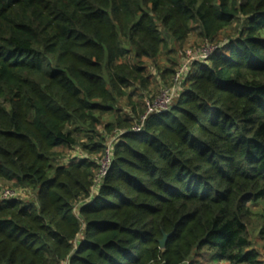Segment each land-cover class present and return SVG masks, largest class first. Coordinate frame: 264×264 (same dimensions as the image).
Instances as JSON below:
<instances>
[{
    "label": "trees",
    "instance_id": "obj_1",
    "mask_svg": "<svg viewBox=\"0 0 264 264\" xmlns=\"http://www.w3.org/2000/svg\"><path fill=\"white\" fill-rule=\"evenodd\" d=\"M193 31L220 48L142 122ZM0 183L33 195L0 199V264H264V0H0Z\"/></svg>",
    "mask_w": 264,
    "mask_h": 264
},
{
    "label": "rangeland",
    "instance_id": "obj_2",
    "mask_svg": "<svg viewBox=\"0 0 264 264\" xmlns=\"http://www.w3.org/2000/svg\"><path fill=\"white\" fill-rule=\"evenodd\" d=\"M237 28V24H233L228 30L224 31L222 33L221 41L224 43L227 40V37H233L235 34V30ZM201 44H203L201 41H199L196 38V31H193V33L189 36L187 41L182 45L181 48H178V46H175L174 49L177 50L175 56L171 55V57H175L177 61L179 62L178 64L181 63L185 51L189 49H194L199 47ZM172 44L171 46H173ZM164 60L165 58L162 56L160 61L158 62L159 67H163L164 65ZM150 65V64H149ZM179 66V65H178ZM152 67H149V69ZM151 73L154 77L153 83L148 91V94L145 95L143 98H139L141 96V93L139 91L135 92L133 89L128 88L127 90L129 92L133 91L132 95V101L134 105H136V111L138 112L142 108V103L147 102L146 100L149 99L150 97L155 96V98L159 95L160 91L165 87L164 84L161 83V80L157 78L156 71L154 69L151 70ZM167 87V86H166ZM128 103L126 101H122L119 105V114L121 115H126L129 113L130 106L128 107ZM109 117H106L105 121H109ZM74 155H80V151H76ZM103 164L105 166L106 164V159L103 160ZM0 186L2 189H13L14 187L10 183H0ZM18 197L25 200V201H31L33 199V195L29 192H21L18 193ZM249 207L251 211L254 214L253 220H252V227H250V230H253L252 233V245L254 249L260 254L261 260L264 263V238H260V236L257 235L258 230L260 228L261 223L264 221V202H258L255 204H249ZM195 259V258H194ZM199 261V260H197ZM200 264H213L209 263L208 260L200 258Z\"/></svg>",
    "mask_w": 264,
    "mask_h": 264
},
{
    "label": "built area",
    "instance_id": "obj_3",
    "mask_svg": "<svg viewBox=\"0 0 264 264\" xmlns=\"http://www.w3.org/2000/svg\"><path fill=\"white\" fill-rule=\"evenodd\" d=\"M219 45L211 44V43H203L199 47L194 49H189L185 51L184 57L176 68L175 74L172 78L171 85L168 87H164L159 95L153 100H147L145 102L146 112L141 117L142 122L146 120V118L155 113H162L169 109L170 105L173 103L174 99L178 96L179 92L182 90L183 83L190 71V68L195 62H204L209 59L211 55H213L218 49ZM141 126H135V132L141 131ZM106 164L104 166L103 161L101 164V172L100 175H104L107 170V166L110 160L109 150L107 151V155L105 157ZM18 193L16 189H3L0 192L1 200H8L18 197ZM67 264V263H65Z\"/></svg>",
    "mask_w": 264,
    "mask_h": 264
},
{
    "label": "water",
    "instance_id": "obj_4",
    "mask_svg": "<svg viewBox=\"0 0 264 264\" xmlns=\"http://www.w3.org/2000/svg\"><path fill=\"white\" fill-rule=\"evenodd\" d=\"M168 236L169 235L164 234L163 238L160 240V242H159L160 249H164Z\"/></svg>",
    "mask_w": 264,
    "mask_h": 264
}]
</instances>
